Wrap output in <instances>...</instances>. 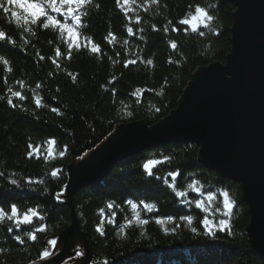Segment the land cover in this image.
I'll use <instances>...</instances> for the list:
<instances>
[{
  "label": "trees",
  "instance_id": "trees-1",
  "mask_svg": "<svg viewBox=\"0 0 264 264\" xmlns=\"http://www.w3.org/2000/svg\"><path fill=\"white\" fill-rule=\"evenodd\" d=\"M122 3L91 0L77 13L80 25L49 10L80 33L72 42L80 47L71 48V59L67 34L51 24L45 29L44 17L32 24L6 0L5 6L21 13L20 23L0 10V32L7 34L0 41V208H35L44 217L19 228L10 221L0 223V264L39 262L47 241L61 238L74 220L85 236L90 264H264L245 233L250 216L241 184L202 165L194 143H169L127 158L100 183L74 193L71 205L66 203L68 169L76 160L121 125L142 122L151 127L168 117L193 74L214 63L224 65L230 54L236 8L227 0H134L127 7ZM197 6L214 19L209 28L201 25L193 32L179 22ZM93 42L99 53L90 51ZM52 140L54 157L45 159ZM29 145L40 146L39 159L35 153L29 158ZM149 160L162 161L152 176L143 168ZM54 170H60L58 177L51 176ZM170 172L180 173L175 182ZM195 180L203 185L199 193L188 187ZM173 183L175 188L170 187ZM179 191L187 195L179 197ZM224 191L235 205L231 216L224 215ZM145 204L156 207L149 212ZM205 218L211 221V232L203 224ZM142 219L148 223L141 224ZM41 227L46 231L37 232Z\"/></svg>",
  "mask_w": 264,
  "mask_h": 264
},
{
  "label": "water",
  "instance_id": "water-1",
  "mask_svg": "<svg viewBox=\"0 0 264 264\" xmlns=\"http://www.w3.org/2000/svg\"><path fill=\"white\" fill-rule=\"evenodd\" d=\"M235 5L231 50L224 65L199 68L170 115L149 127L121 125L79 165H71L64 199L94 186L121 161L169 143H194L199 162L242 186L250 221L245 233L264 259V0H227ZM76 246L92 256L74 220L52 255L33 264H62Z\"/></svg>",
  "mask_w": 264,
  "mask_h": 264
},
{
  "label": "snow or ice",
  "instance_id": "snow-or-ice-1",
  "mask_svg": "<svg viewBox=\"0 0 264 264\" xmlns=\"http://www.w3.org/2000/svg\"><path fill=\"white\" fill-rule=\"evenodd\" d=\"M133 2H134V0H123V3L121 6L127 7V6L131 5ZM152 2L156 3L157 0H152ZM6 3H7V5H14L15 9L22 10L23 13H25L27 15V17L31 18L32 24H36L38 21L41 20V17H44L46 19V22L43 23V27L45 29H47L49 27V25L51 24V25H54L55 27H57L63 33H66L67 38L69 40L68 59H71V55H72L71 48L73 46H76L77 48L80 47V45L78 43L75 45L72 43L73 41H77L80 37V33L77 31V28L69 26L66 23H61L59 20H57L55 17H53L49 14V10L51 12H54V13H57L60 15H64L65 18H68L70 16L71 19L76 21L77 25H80L81 24V16L77 13L79 12V9L84 8L87 5L91 4V0H46V2H42V0H6ZM117 3L120 4L121 0H117ZM96 7H99V5H96ZM0 10H2L4 13L10 14L12 17L15 18L17 23H20V21L22 19L21 13L19 11L11 9L10 7L5 6V0H0ZM213 19H214V17L212 15H210L209 12L205 8L197 6L195 8L194 14H190L189 18L182 19V20H180L179 23L182 25H190L192 31L197 32L201 25L204 28H209V25L213 21ZM24 23L25 24L29 23V20L27 18H24ZM173 30L179 31V29H173ZM131 31L132 30L129 29V32H131ZM199 35L203 36L204 32L199 31ZM6 38H7V34L4 32H0V41L5 40ZM13 43H15V42L13 41ZM171 47L173 49H176L177 44L172 43ZM90 51L93 53H99L100 48L97 44H95L93 42L91 44ZM56 55L57 56L61 55L59 50L56 51ZM40 58L43 59V57H40ZM0 59H3V58H0ZM134 62L135 61H131L130 63H134ZM3 63L5 65H7L8 61L3 60ZM54 63H55V61H54ZM148 63L151 64L152 62L148 61ZM57 66H59V65H57ZM8 70L11 71L10 68ZM69 75H71V73ZM72 79H73V81H75L76 76L73 75ZM37 87H40V85H37ZM12 94L21 100L25 99L23 94L20 92H13ZM8 103L10 105H12V100H9ZM36 104L38 107L42 106L40 99L36 100ZM12 106L14 107L15 105H12ZM51 111L59 114V110L57 108H52ZM128 115L130 116L131 112H129ZM48 143H49V146L47 147V155L45 156V159H48L49 157H54L53 146L56 144V141L52 140V141H49ZM29 147L33 149V151L28 154L29 158H31L33 153H35V154H37L36 158L39 159L40 158V155H39L40 154V146L37 145L33 148L32 145H29ZM65 151H66V149H65ZM65 151L60 152V156H64ZM169 159H170V157L165 158V160H169ZM160 163H162V161L149 160L148 162H146L143 165V168L149 176H152L154 174L153 173L154 167ZM59 171L60 170L52 171L51 176L52 177H58ZM168 175L170 177H172L173 182H175L176 178L180 175V173L179 172H174V173L170 172ZM165 182L167 183V181H165ZM12 183L16 184L17 182L15 180H13ZM41 183H42V181H41ZM170 187L175 188V183L171 184ZM188 187L191 190L199 193L201 188L203 187V185L200 184L199 180H195L191 184H189ZM176 194L179 197H185L187 195V193H185L184 191H179ZM62 195H63L62 192L58 193L57 199L59 200ZM222 195L224 197V200H223L224 208L227 209V211L224 213V215L231 216L232 210L235 206L234 202L230 199L229 193L227 191H224L222 193ZM208 199L211 201L214 199V197L209 195ZM155 207L156 206L153 204H145L144 205V208L149 212L153 211L155 209ZM197 207H201V204L198 203ZM108 208L112 209L113 205L109 204ZM132 208H133V210H136L137 205L133 204ZM34 218H39L40 220L44 219L43 216L39 215L38 210L35 208H29L25 212H21L20 209L15 204L11 205L10 211H6L4 208H0V223H3L4 221H10V222H13L17 228H19L21 225H31L33 223ZM137 218L139 219V213H137ZM140 223L141 224H147L148 220L142 219V220H140ZM157 223H163V221L158 220ZM189 223H191V220H189ZM203 224L206 228L209 229V232H211V228L209 227L211 224V221H209L207 218H205L203 220ZM220 224L225 228L227 227L226 221L222 220V221H220ZM36 231L37 232H44V231H46V229L41 227V228H38ZM97 231L100 233V235L105 234L101 227H98ZM30 238L33 241L37 240V236L35 234H31ZM18 239H19V237H18ZM20 242L23 243V241H20ZM49 243L51 245L55 246L56 240L53 239ZM50 255H51V253L49 251L45 250L42 253V258H47ZM81 255H82V253H81ZM105 264H107V262H105Z\"/></svg>",
  "mask_w": 264,
  "mask_h": 264
},
{
  "label": "rangeland",
  "instance_id": "rangeland-1",
  "mask_svg": "<svg viewBox=\"0 0 264 264\" xmlns=\"http://www.w3.org/2000/svg\"><path fill=\"white\" fill-rule=\"evenodd\" d=\"M115 131H117V128H115V130L113 131V133L112 134H114L115 133ZM112 134L107 138V139H105L99 146H97L95 149H93L90 153H88V154H86L85 156H83L82 158H80V159H78V160H76V162L74 163V165H79V164H81L82 162H84L85 160H87L90 156H91V153H93V152H95L97 149H99L100 148V146L101 145H105L106 144V141H108V139L112 136ZM69 176L70 175H68V179H69ZM64 195V194H63ZM79 230H80V228H79ZM81 232V231H80ZM56 240V245L55 246H53V245H51L49 242L51 241V240ZM58 240H59V237L58 238H52V239H49L48 241H47V245H46V247H45V249L43 250V252L45 251V250H47V251H49L50 253H51V255H52V253L54 252V250H55V248H56V246H57V243H58ZM42 252V253H43ZM81 253H82V255H81ZM50 255V256H51ZM49 256V257H50ZM87 255L85 254V251L84 250H82V248L81 247H79V246H76L74 249H72L65 257H64V261H63V263L62 264H84V262L86 261V259H87ZM48 258V257H47ZM43 259H46V258H42V256H41V259L40 260H43ZM32 264V263H31Z\"/></svg>",
  "mask_w": 264,
  "mask_h": 264
}]
</instances>
